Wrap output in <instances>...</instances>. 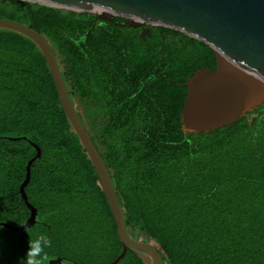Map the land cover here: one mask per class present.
Instances as JSON below:
<instances>
[{"label":"trees","instance_id":"obj_1","mask_svg":"<svg viewBox=\"0 0 264 264\" xmlns=\"http://www.w3.org/2000/svg\"><path fill=\"white\" fill-rule=\"evenodd\" d=\"M0 19L39 32L109 173L127 235L162 264H264V104L234 124L184 134L185 82L214 69L203 42L122 17L0 0ZM25 138V139H23ZM18 139V140H12ZM36 209L29 217L19 186ZM45 232L47 258L107 264L122 251L96 173L62 111L49 69L28 37L0 29V264H24ZM117 264H151L127 248Z\"/></svg>","mask_w":264,"mask_h":264},{"label":"water","instance_id":"obj_2","mask_svg":"<svg viewBox=\"0 0 264 264\" xmlns=\"http://www.w3.org/2000/svg\"><path fill=\"white\" fill-rule=\"evenodd\" d=\"M26 1L92 13L99 19L122 17L130 28L143 24L172 28L212 49L215 68L196 70L184 84L186 98L180 112L184 134L209 133L230 126L264 104V0H17L21 5ZM0 29L30 38L45 59L62 111L87 154L116 225L122 251L107 264H117L127 248L145 254L151 264H162L160 254L151 243L127 235L109 173L75 111L49 43L39 32L18 22L0 19ZM31 145L36 154L26 164L25 178L19 186L30 214L22 226L1 224L11 231L36 223V209L24 192L30 179L31 164L40 157V149ZM47 264L63 263L56 258L48 260Z\"/></svg>","mask_w":264,"mask_h":264},{"label":"clouds","instance_id":"obj_3","mask_svg":"<svg viewBox=\"0 0 264 264\" xmlns=\"http://www.w3.org/2000/svg\"><path fill=\"white\" fill-rule=\"evenodd\" d=\"M51 237L41 232L30 242L24 264H41V260L47 258V250L52 247Z\"/></svg>","mask_w":264,"mask_h":264},{"label":"rangeland","instance_id":"obj_4","mask_svg":"<svg viewBox=\"0 0 264 264\" xmlns=\"http://www.w3.org/2000/svg\"><path fill=\"white\" fill-rule=\"evenodd\" d=\"M139 239H142L141 237Z\"/></svg>","mask_w":264,"mask_h":264}]
</instances>
